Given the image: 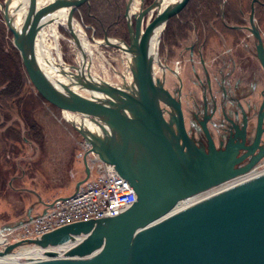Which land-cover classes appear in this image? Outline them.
I'll list each match as a JSON object with an SVG mask.
<instances>
[{
	"label": "water",
	"instance_id": "obj_1",
	"mask_svg": "<svg viewBox=\"0 0 264 264\" xmlns=\"http://www.w3.org/2000/svg\"><path fill=\"white\" fill-rule=\"evenodd\" d=\"M135 1L128 0L125 9L129 42L107 35L102 42L91 38L99 46L126 54L131 87L113 85L91 73L92 62L75 25V13L89 0L0 2L13 45L34 88L65 112L96 125L99 133L76 128L92 152L113 165L137 194L135 204L118 217L64 226L41 239L15 243L0 252V257L24 245L47 249L74 243L65 257L46 251L51 259L27 264H264V175L177 211L182 202L251 169L250 165L236 167L245 158L236 157L238 146L231 141L224 151L216 150L205 126V108L203 121H197L209 146L207 151L199 147L188 133L180 101L155 77L152 39L159 31L158 59L162 32L190 0L166 7L164 0H155L146 8L145 0H140L134 13ZM63 21L80 61H56L51 77L38 60L36 43L47 28ZM259 54L264 65L262 45ZM161 102L172 110L169 119Z\"/></svg>",
	"mask_w": 264,
	"mask_h": 264
},
{
	"label": "flooded vegetation",
	"instance_id": "obj_2",
	"mask_svg": "<svg viewBox=\"0 0 264 264\" xmlns=\"http://www.w3.org/2000/svg\"><path fill=\"white\" fill-rule=\"evenodd\" d=\"M258 3L253 0L246 15L240 11L242 23L210 20V15L202 25L169 21L160 37L157 63V77L163 88L180 101L189 135L193 137L191 130L199 129L195 137L198 146L206 151L209 146L206 132L195 119L196 108L203 103L207 110L205 126L216 150L224 151L231 141L238 146L236 157L245 158L236 167L250 165V169L264 161V65L259 54L260 45L264 53V10L257 15ZM224 17L223 12L220 18ZM161 106L169 119L172 110L163 102ZM10 120L3 118L0 97V145L1 130L5 129L7 138L17 137L15 124L7 126ZM25 120L28 123L27 117ZM4 163L0 162V174ZM12 197L0 213L1 219L13 220L16 216L17 205Z\"/></svg>",
	"mask_w": 264,
	"mask_h": 264
},
{
	"label": "rangeland",
	"instance_id": "obj_3",
	"mask_svg": "<svg viewBox=\"0 0 264 264\" xmlns=\"http://www.w3.org/2000/svg\"><path fill=\"white\" fill-rule=\"evenodd\" d=\"M63 29L59 27V32L62 35L60 48L63 59L67 60L66 63L72 64L74 61L76 63L78 51L72 38L68 37V33ZM92 36H95L92 30L88 31L86 37ZM93 48L95 47L93 46ZM98 50L100 54L104 55V57H101L99 53L95 55L94 61L99 77L131 87L132 77L130 74L126 77V82L121 80L122 75H127L126 65L121 62L123 53L115 48L105 46L98 47ZM104 58L110 63V65L106 63V69L98 67V65H103ZM156 61L154 62V71L158 73ZM29 85L25 93L26 101L23 111L24 116L28 118V123L24 117L14 114L7 126L12 125V123L15 124L16 127H13L17 129V137L7 138L4 134L5 129L1 130L0 146H2L3 157H1L0 162L5 163L2 165V173L0 174V213L7 209V205H9L7 202L12 194L14 197L12 199L17 205V213L13 220L0 218V228L16 225L26 218V212L39 198L38 195L33 196L32 191L44 187L46 192L48 190L50 194L54 195L58 193L57 189L70 184L65 185V181H63V186L59 183L60 179L48 177V173L44 170L45 167H48V164L44 167L45 155L52 157L53 165L57 170L65 167L66 156L68 155L69 162L67 160L65 169H70L74 167L75 162H78L77 155L82 150L79 145L82 140L81 134L76 126L66 119L64 110L48 100H44L30 81ZM16 109L18 108L16 107ZM77 164L76 172L80 171L78 168H81L79 163ZM9 241L15 242L14 239Z\"/></svg>",
	"mask_w": 264,
	"mask_h": 264
},
{
	"label": "trees",
	"instance_id": "obj_4",
	"mask_svg": "<svg viewBox=\"0 0 264 264\" xmlns=\"http://www.w3.org/2000/svg\"><path fill=\"white\" fill-rule=\"evenodd\" d=\"M4 1L0 0L2 3ZM153 1L145 0V6L151 5ZM126 2L127 0H89L80 7L76 17L83 25L91 26L97 38L102 39L108 35L128 41ZM252 2L253 0H190L180 14L173 17L170 22H196L202 25L210 15V20L242 23L244 18L241 17L240 11L242 10L245 15L249 13ZM259 2L262 4H256L257 15L264 10V0ZM223 12L224 19L220 18ZM12 38V33L8 31L0 11V97L3 116L7 121L14 114L24 117L25 93L29 85L28 75L19 52L12 44Z\"/></svg>",
	"mask_w": 264,
	"mask_h": 264
},
{
	"label": "built area",
	"instance_id": "obj_5",
	"mask_svg": "<svg viewBox=\"0 0 264 264\" xmlns=\"http://www.w3.org/2000/svg\"><path fill=\"white\" fill-rule=\"evenodd\" d=\"M84 149L87 151L88 148ZM95 166V178L73 197L56 201L46 215L38 217L16 233L15 240L39 237L75 222L114 218L129 209L137 200L131 184L113 166L102 162H96Z\"/></svg>",
	"mask_w": 264,
	"mask_h": 264
},
{
	"label": "bare ground",
	"instance_id": "obj_6",
	"mask_svg": "<svg viewBox=\"0 0 264 264\" xmlns=\"http://www.w3.org/2000/svg\"><path fill=\"white\" fill-rule=\"evenodd\" d=\"M177 1L179 0H164L163 7H166V5H169V4L176 3ZM158 33L159 31L156 32L150 44V55L153 61L157 59L156 37L158 36ZM78 35L80 36V39L83 40L89 62L90 61L92 62L94 60L96 49L91 47L89 42L86 40L84 33L80 32ZM59 37L60 35L58 33V26L55 24V25L50 26L49 30L46 33H44L42 37H40L37 41L38 60L41 63V66L44 68V70H46L47 74L51 77L54 76L55 74L56 61L58 62L59 60H61V50H60V43L58 39ZM65 117L67 120L72 122L75 126H78L81 129L87 131L88 134L100 132V130L97 129L96 125L93 124L89 120L81 119L80 117L74 114H71L69 112H65ZM262 175H264L263 172H259L255 169V171L238 176L230 181L225 182L222 185H219L213 188L212 190L206 193L200 194L196 197H193L192 199L188 201L182 202L181 205L178 207L177 211L180 209H185L191 204L208 199L209 197H212L217 193L223 192L229 188L235 187L242 183H246L254 179V177H258V176L260 177ZM2 241L3 239L1 238L0 242ZM70 248L72 247L71 246H60V247H49L47 249L41 248L39 246H33V247H27V248L23 247V248H20L16 253H11L9 255L0 257V264H27V263H31L33 261H37L40 259H43V260L51 259L50 257L46 255V251H54L57 253L58 257H65V253L68 252Z\"/></svg>",
	"mask_w": 264,
	"mask_h": 264
},
{
	"label": "crops",
	"instance_id": "obj_7",
	"mask_svg": "<svg viewBox=\"0 0 264 264\" xmlns=\"http://www.w3.org/2000/svg\"><path fill=\"white\" fill-rule=\"evenodd\" d=\"M123 60L121 59L122 64H124ZM44 159H45L44 167L46 164H48V167L44 168L46 173H48V175H49L48 177L60 179L59 183L63 184V186H64L63 181H65V185L69 184V183L70 184L66 185L64 187L59 186L61 188L57 189L58 193L54 194V195L50 194L48 190L46 192L44 187H43V189L38 188L36 191H32L31 194L33 196L38 195L39 198H38V201L36 203L34 202L32 207L29 208L28 211L26 212L25 216L27 218H30L32 216H36L40 213H43L47 208L50 207V205L56 199L69 197L72 194H74L77 191L79 184L87 178V173H89V171L85 165V161L78 159V157H77L78 162H75L74 167H72L70 169L69 168L65 169V167L67 165V160L69 162V156L67 155L66 161H65V167L63 166V168L59 169V170H57L56 167L53 165L52 157H49V156L46 157V155H45ZM70 159H71V157H70ZM77 163H79L81 168H78L80 171L76 172V167L78 165ZM91 173H92V171H91Z\"/></svg>",
	"mask_w": 264,
	"mask_h": 264
}]
</instances>
